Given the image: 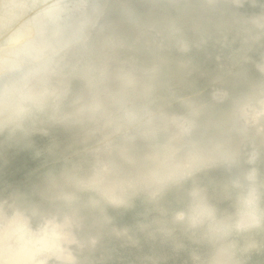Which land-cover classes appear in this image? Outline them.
<instances>
[{
	"label": "water",
	"instance_id": "95a60500",
	"mask_svg": "<svg viewBox=\"0 0 264 264\" xmlns=\"http://www.w3.org/2000/svg\"><path fill=\"white\" fill-rule=\"evenodd\" d=\"M34 1L37 2L33 3ZM79 1L0 0V132L13 128L19 132L25 122L33 119L36 114H40L34 111L28 113L25 110L32 108L39 94L44 91L43 82L46 79H50L58 88L67 86L71 91L72 81L79 80L80 77L87 78L93 73L90 72L91 70L97 69L91 66L90 71L83 69L79 73H73L77 47L100 59L102 65H99V69L95 72L101 76L110 72L111 67L118 63L116 52L127 51L132 54L140 40L144 42L149 40L150 45L156 49H163L164 43H176L170 47L173 46L172 48L182 54L187 53L192 47L189 42L184 41L185 37L186 40H200L199 43L203 45L205 43L203 38L222 42L225 36L221 34L228 35L232 31H241L245 36L242 40L250 45L246 49L247 55L260 43H264V0H95L92 2L93 5L90 2L87 4L85 0L82 3H78ZM5 4L14 5V7L6 11ZM83 4L91 7V12L85 19L82 18L84 14L81 15ZM252 10L263 13L259 15L249 13ZM81 18L83 23L80 25V34L75 38L76 42L72 46L62 48L58 43H54L57 41L53 38L55 35L61 34L62 29L77 27L79 23L77 24L76 20L79 21ZM18 30H23V33L9 41L4 39V33ZM101 34H107V36L100 37ZM215 34L221 36L216 39L211 38V35ZM92 39L100 45L102 53L86 45V42ZM49 59L50 63L44 65V62ZM107 60L109 64L105 65ZM244 60L246 61L247 57ZM132 61L134 59L128 57L123 64L128 62L133 64ZM164 63L162 59L158 60L157 66L151 68L152 76L161 71ZM6 65L13 70L4 71ZM67 65L70 66L67 68ZM24 67L29 69L27 73L23 71ZM178 67L185 69L187 65L180 62ZM257 68L264 78V56ZM12 76H20V80L13 85L9 84ZM151 77L146 83L147 96L151 103H156L158 99L153 95L155 83H153L154 78ZM257 91V94L251 93L235 103L230 115L228 113L224 117L223 121L228 116L227 121L218 125L219 128L224 127L225 136L235 140L236 143L232 144L231 148L229 146L226 150H221L220 146L212 145L209 152L201 154L195 147L196 144L190 141L189 136L184 139L182 150L166 163L173 168L199 165L202 171L198 176H201L212 171L228 169L223 164L213 166L211 162L230 159L234 155L243 158V150L247 144H253L251 152L255 151L259 153V156L264 153V85ZM214 95L220 96V99H214ZM84 97L85 94H81L72 99L70 101L72 108L69 111H75ZM187 99L188 97L174 96L171 98V103H183ZM225 99L224 91L212 89L210 92L211 104L217 105ZM100 102L102 105L110 103L106 96H101ZM202 105L196 109L197 119L205 112L206 105ZM244 113L251 118V123L245 121ZM62 116L63 112L56 118H50V125L65 128L85 126V124H74L71 119L63 120ZM108 122L109 115L104 108H101L91 128L74 144L80 155L88 156L87 167L83 169L80 164L74 163V167L81 171L80 173L74 172L65 176L60 183L50 184L52 193L45 199L50 205L62 204L66 211H54L52 214L45 215L31 212L25 216L22 211L13 208V212L8 215L7 207L9 206H4L8 204L0 203V250L7 245L28 250L30 241L36 238L38 241L30 252L31 255L36 253L35 264H47L50 258L55 260L52 261L53 264H80L76 254L81 250L94 251L98 245L96 240L100 239H86L82 237L81 232L80 236L77 235V232L82 231L86 224L88 216L86 217L85 211H91L97 215V222L92 223L94 227L103 228L111 221L105 213L106 208L127 211L130 210L134 201L142 196L138 195L129 200L117 183V181H123L135 184L138 176L135 169L121 160L115 148L118 140L114 139L110 143L106 137L103 129ZM25 132L28 131L25 130ZM25 132L24 136L27 135ZM89 132L94 134L89 135ZM136 150L137 147L132 149V152L139 157L142 152ZM232 170H238V168L233 167ZM207 186L213 192V187ZM229 189L239 188L229 184L228 190L219 200H234L240 210L241 197L229 194ZM132 190L129 188V191ZM72 192L85 196L86 201L81 205L78 201L69 202L64 197ZM106 195L128 200V203L109 204ZM153 205L156 206L154 203ZM177 210L169 212L170 224L155 221V232L158 233L156 237L163 239L171 236L173 232H180L181 227H184L173 221V213ZM13 234L14 242L4 243ZM148 234L155 238L151 233L148 232ZM182 234L197 241L193 233L187 229H183ZM197 234L196 236L200 238ZM118 235L128 239L126 232ZM200 260L203 262L206 258L200 257ZM191 261L194 262L193 257Z\"/></svg>",
	"mask_w": 264,
	"mask_h": 264
},
{
	"label": "bare ground",
	"instance_id": "6f19581e",
	"mask_svg": "<svg viewBox=\"0 0 264 264\" xmlns=\"http://www.w3.org/2000/svg\"><path fill=\"white\" fill-rule=\"evenodd\" d=\"M82 1L80 0L78 3H82ZM85 1L92 5V2H95V0ZM81 9L83 10L81 15L84 14L82 18L85 19L91 12V7L83 4ZM249 13L259 15L263 12L252 10ZM82 18L79 21L76 20L77 24L79 23L77 27L62 29L61 34L55 35L53 38H56L57 41L54 43H58L62 48L72 46L76 42L75 38L80 34ZM20 33H23V30L6 32L3 35L4 39L9 41ZM221 35L225 36L224 41L217 42L203 38L205 42L203 45L199 43L200 40H186L185 37L184 41L189 42L192 46L185 54L178 52L172 48L173 46L170 47L176 43H164L163 49H156L150 45L149 40L147 42L138 41L132 54L127 51L115 53L119 64L120 62L123 64L128 57H132L134 59L132 63L147 72V79L152 76L151 68L157 66L159 59L165 62L161 71L152 76L153 83H155L153 95L158 99L156 103L150 102L153 111L168 114L186 113L189 111L190 105L195 109L203 106L202 104L206 105L205 112L197 119L196 130L190 136V141L196 144L195 147L201 154L209 152L212 145L220 146L221 150H226L236 143L235 140H231L232 138L225 136L224 127L219 128L218 125L227 121L228 116L225 121H223L224 117L228 113L230 115L235 103L251 93L257 94L259 87L264 85V78L257 68L264 56V43H260L247 55L245 54L246 49L250 45L242 40L245 36L241 31H232L228 35ZM221 35H211V38L216 39ZM106 36L107 34L100 35V37ZM86 45L103 52L94 39L86 42ZM75 51L77 58L73 63V73H79L83 69L90 71L91 66L97 67V69L91 70L90 72L93 73L87 78L80 77L79 80L71 82L69 101L81 94L86 96V79L94 80L99 77L98 72L95 71L99 69V65H102L98 57L87 54L81 48L77 47ZM180 62L186 63L187 68L180 69L178 67ZM48 63H50V59L44 62V65H48ZM108 64L109 60L105 65ZM69 66L67 65V68ZM28 70L26 67L23 71L27 73ZM19 80L20 76H12L9 84L13 85ZM212 89L224 91L226 99L217 105L211 104L209 101ZM174 96L188 97V99L183 103H171V98ZM52 117L51 113L36 114L33 119L25 122L19 132H13L11 129L0 132V203L8 204L4 205L9 206L7 207L9 208L7 209L8 215L13 212V208L22 211L25 216L31 212L45 215L52 214L54 211H66L62 204L50 205L45 199L52 193L50 184L60 183L65 176L74 172L80 173L81 171L74 167V163L80 164L83 169L88 165V156L80 155L74 144L78 142L82 134L91 128L92 123L85 124L82 128L51 126L50 118ZM24 132L27 133L26 136L23 135ZM252 149L253 144H247L243 150V158ZM136 151L142 152V145H138ZM258 167L264 174V153L260 154ZM240 171V168L238 170L220 169L198 176L201 183L213 187L217 206L222 211L226 210L229 213L239 211L234 200L219 199L228 190L225 185L229 186L230 179L239 175ZM229 190V194L233 196L242 197L243 195L242 188ZM85 201L86 197L81 196L78 204L81 205ZM154 204L156 206L142 195L134 201L130 210L120 211L106 208L105 213L108 214L111 221L103 228L94 227L92 223L97 222V215L91 211H85L86 217L88 216L87 221L84 229L77 232V235L80 236L81 232L82 237L86 239H100L96 240L98 245L94 251L81 250L76 254L79 263L194 264L191 261L193 253L207 259L208 244L196 234L193 235L197 241L182 234L183 229L186 230L185 226L181 227L180 232H173L171 236L163 239L156 237L158 233L155 232V221L170 224L169 212L186 208L187 197L183 194L169 192L162 201ZM121 232H126L128 239L118 235ZM148 232L155 238L150 237ZM14 237L13 234L4 243L14 242ZM255 239L264 245V232L256 233ZM37 241L36 238L31 240L28 250L18 249V246L15 245H7L3 250H0V264H35L36 253L31 255L30 252L34 249ZM68 251L72 252L73 250ZM52 261L55 260L50 258L47 264H53ZM246 264H264V248L251 253Z\"/></svg>",
	"mask_w": 264,
	"mask_h": 264
},
{
	"label": "clouds",
	"instance_id": "9594fccd",
	"mask_svg": "<svg viewBox=\"0 0 264 264\" xmlns=\"http://www.w3.org/2000/svg\"><path fill=\"white\" fill-rule=\"evenodd\" d=\"M14 5L5 4L7 11ZM12 68H4L11 71ZM147 72L135 64H115L110 72L96 79H86V96L75 111L69 101L70 88L56 87L46 79L44 91L32 106L26 109L40 114L51 113L56 118L63 112L62 119L74 124L94 123L101 108L109 115L108 125L103 129L106 137L115 144L124 164L136 170L135 184L117 181L121 191L129 198L143 195L152 203H159L169 192L183 194L188 199L184 209L173 213V221L182 224L209 246L208 257L201 262L193 253L195 264H246V257L264 248L255 239V234L264 232V174L258 167L259 153L253 151L243 159L234 155L226 160H214L211 165L223 164L226 168H240L239 175L230 179L234 188H242V207L235 213L221 210L216 197L209 187L200 182L199 165L170 167L166 161L174 158L184 147L183 141L197 128L198 112L191 105L186 113H160L153 111L147 96ZM101 96H106L109 104H101ZM214 99L220 96L214 95ZM244 119L251 118L244 113ZM13 128L11 131H15ZM93 135L94 132H89ZM163 140V142H162ZM142 145V154L137 157L132 149ZM228 187V184L225 185ZM132 188V191H129ZM69 202L81 199L77 192L67 194ZM113 205L126 204L128 200L106 195Z\"/></svg>",
	"mask_w": 264,
	"mask_h": 264
}]
</instances>
